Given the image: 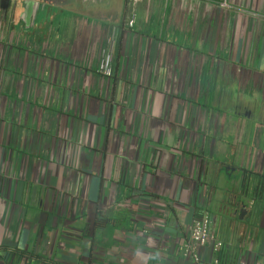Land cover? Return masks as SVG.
Returning a JSON list of instances; mask_svg holds the SVG:
<instances>
[{
    "label": "crops",
    "instance_id": "crops-1",
    "mask_svg": "<svg viewBox=\"0 0 264 264\" xmlns=\"http://www.w3.org/2000/svg\"><path fill=\"white\" fill-rule=\"evenodd\" d=\"M72 1L0 0V264H264V0Z\"/></svg>",
    "mask_w": 264,
    "mask_h": 264
},
{
    "label": "built area",
    "instance_id": "built-area-1",
    "mask_svg": "<svg viewBox=\"0 0 264 264\" xmlns=\"http://www.w3.org/2000/svg\"><path fill=\"white\" fill-rule=\"evenodd\" d=\"M129 26L130 28L134 27V19L129 21ZM189 233L190 240L186 257L190 259V264H200L202 258L199 251L205 248L210 253L212 264H233V248L215 236L208 212H203L200 217L194 220Z\"/></svg>",
    "mask_w": 264,
    "mask_h": 264
},
{
    "label": "rangeland",
    "instance_id": "rangeland-1",
    "mask_svg": "<svg viewBox=\"0 0 264 264\" xmlns=\"http://www.w3.org/2000/svg\"><path fill=\"white\" fill-rule=\"evenodd\" d=\"M18 1H20V0H18ZM24 1L44 3L46 5L49 4L48 1H38V0H24ZM77 1L73 0L72 3L77 2ZM112 1L113 0H103L102 2H103L104 5H106V7H108V6H110L112 4ZM90 2H92V0ZM139 2H140V0H127V5L126 6H127V16H128V22H127L128 29L130 28L129 21L131 19H133V17L136 15V8H137V4Z\"/></svg>",
    "mask_w": 264,
    "mask_h": 264
},
{
    "label": "water",
    "instance_id": "water-1",
    "mask_svg": "<svg viewBox=\"0 0 264 264\" xmlns=\"http://www.w3.org/2000/svg\"><path fill=\"white\" fill-rule=\"evenodd\" d=\"M38 1H48V2H51V1H54V0H38ZM37 3V2H36ZM35 3L34 2H30V1H24L23 2V6L26 10V14L24 15V20L26 21V23H31L32 22V18L34 16V13L36 11L35 9ZM244 214V213H242Z\"/></svg>",
    "mask_w": 264,
    "mask_h": 264
}]
</instances>
